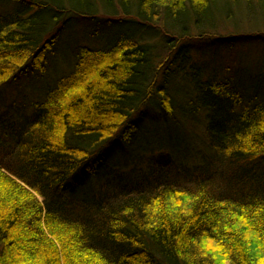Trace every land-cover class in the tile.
I'll list each match as a JSON object with an SVG mask.
<instances>
[{
  "label": "trees",
  "instance_id": "1",
  "mask_svg": "<svg viewBox=\"0 0 264 264\" xmlns=\"http://www.w3.org/2000/svg\"><path fill=\"white\" fill-rule=\"evenodd\" d=\"M7 1L17 8L0 16V91L34 70L45 74L71 29L63 18L53 33L67 3L112 36L101 50L79 47L72 71L31 104L32 116L0 114V264H264V97H247L231 81L193 73L183 86L191 93L182 94L190 99L185 112L206 111V138L221 159L210 175L178 172L184 165L171 153L182 155L181 135L167 144L172 151L151 156L160 167L152 179L126 185L102 172L106 180L90 182L108 161L107 147L131 145L148 113L156 117L154 96L166 121L180 123L174 103L181 93L172 85L178 71L169 55L177 42L167 38L161 50L141 45L124 18L172 37L192 22L198 31L219 17L232 22L240 8L256 13L264 0ZM100 2L105 10L98 14L93 3ZM235 31L217 35L215 53L246 45L239 42L252 34ZM209 34L207 41L215 37ZM254 37L256 48L264 47V34ZM242 66L239 60L240 76L254 78ZM259 74L262 83L264 69ZM224 167L250 173L218 190L215 173Z\"/></svg>",
  "mask_w": 264,
  "mask_h": 264
},
{
  "label": "rangeland",
  "instance_id": "2",
  "mask_svg": "<svg viewBox=\"0 0 264 264\" xmlns=\"http://www.w3.org/2000/svg\"><path fill=\"white\" fill-rule=\"evenodd\" d=\"M11 3L7 0L0 1V16H6L17 8V4L14 2ZM93 6H95L98 14L103 13V10H105V5L102 2L97 4L93 3ZM256 9V13L249 14L244 8H240V10L234 13V20L232 22L227 21L224 16L219 17L211 25L202 24L204 26L200 31L195 28L192 22L186 28L185 32H182L180 29L171 32L172 34L170 35L172 37H167L164 31H161L159 28H154L155 26H144L142 23L139 24L128 17L124 18V25L131 26V29L127 28V31L133 34L134 39L141 45H149L153 46L156 50H161L167 38H172L177 42L176 44L170 45L169 55L172 52L170 61L173 63V68L178 71L172 85L179 91L178 93H181L179 100L174 103L176 118H178L180 123L173 124L166 121L157 96H154L151 104L156 107V117L148 113L147 117L143 119L140 133L136 136L138 139L133 141L131 145L124 146L115 142L113 149L107 147L106 153L109 155L108 161L104 163L100 174L91 178L90 182L97 185L98 180H106L107 178L102 177V172L109 173V175L111 173V179L119 177L125 180L126 185H132L137 180H143L144 176L152 179L153 170L160 169L154 163L153 157L160 155L162 151L167 154L168 152L165 149L172 151V148H167V144L171 143L173 138H178L181 135L183 140L177 142L178 145L181 144L180 149L182 155L179 153L176 156L171 153L172 158L173 156L177 158V163L184 165L178 172L180 174H188L189 171L195 170L197 174H204L206 172L210 175L215 167L214 164L220 163L221 159L214 157L216 155L215 151L211 148L210 142L206 138L207 124L204 118L206 111L202 109L198 113H193L192 110L185 112L189 110L185 106L190 101L188 97H191V93L185 92L183 86L190 85L187 82L186 76L190 77L193 73H197L205 80L216 78L218 80L231 81L247 97H264V80L260 83L256 79L257 77H255L260 75V71L264 69V47L257 49L255 44L260 39L254 37V34H264V7L262 8L258 5ZM65 10L69 13L60 16L61 24H58L53 33H56L60 28L63 29V18L67 21V25L71 29L68 33H62L57 47L46 60L45 63L47 66L45 74L42 76L41 73L34 70L26 79H23L24 81L22 83L20 81L11 82L1 89L0 114L4 116V119L25 120L27 115H31L33 113L30 109L31 104L33 102L40 103L44 100L46 97V89L57 84L62 77H66L72 71L76 63V50L79 47L101 50L106 44H109V39L112 35L105 31L109 29L108 27L82 18L79 13L73 11L68 6V3L65 5ZM53 12L47 10L46 13L51 17L54 15ZM115 12L112 11L108 14L118 16ZM118 12L119 15L122 14L120 11ZM60 13L57 12L58 15ZM236 29L243 33L252 34L249 39L239 42L246 45L243 47L237 46L235 48L238 49L237 52L222 48L219 49L218 53H215L217 51L215 46L218 43L217 35L226 38ZM209 33L215 34V37L207 41V38L211 37ZM194 39L196 40L193 41ZM198 40L201 41L197 42ZM115 44L112 42L110 47ZM189 46L191 48L188 50L187 60H184L185 58L181 60ZM250 50L251 53L248 54ZM237 55H239V60H241L243 65L242 67L245 69L244 74L250 71L253 73L254 78L245 75L243 78L240 76L243 74L237 72L236 64L239 61H236ZM198 68L201 69L198 70ZM156 82L157 79L151 84L153 93L154 88L158 86ZM183 91L188 95L187 98L183 97ZM157 127L161 129H157ZM156 143L159 145L158 148L155 146ZM208 164H212L210 169H208ZM224 169V173L223 169H216L215 178H219V182H221L218 184V190H225L227 186L236 182L241 176L250 173L248 167H240L238 169L237 167L233 169L224 167ZM139 171H142V174ZM233 172L234 174L230 176V173ZM120 181L116 180V184H119Z\"/></svg>",
  "mask_w": 264,
  "mask_h": 264
}]
</instances>
